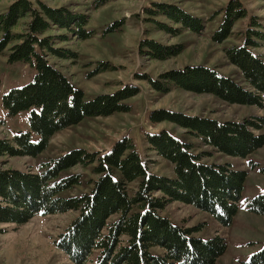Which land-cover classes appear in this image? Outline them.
Returning <instances> with one entry per match:
<instances>
[{
	"label": "trees",
	"instance_id": "obj_1",
	"mask_svg": "<svg viewBox=\"0 0 264 264\" xmlns=\"http://www.w3.org/2000/svg\"><path fill=\"white\" fill-rule=\"evenodd\" d=\"M105 1L97 0L94 7ZM152 6L145 10L147 14L161 15L178 26L157 23L169 34L176 35L181 30L200 34L205 28L200 18L177 5L155 2ZM246 16L239 0H229L212 39L221 43L231 34L235 22ZM89 19L88 13L31 0H12L0 13V53L7 50L9 63L28 64L34 70L30 82L1 96V106L8 116L27 113L28 129L16 133L11 140L1 138L0 156L36 157L58 131L87 117L129 110L124 101L139 92L136 87H122L111 94L85 99L82 90L50 62L53 58H77V52L55 44L70 38H90L93 31L86 28ZM121 22H114L105 32L115 30ZM262 30L261 23L251 16L241 45L223 50L245 86L202 65L172 69L161 73L157 80L145 75L142 78L163 94L170 83L229 104L264 109V60L252 50L264 43ZM139 50L145 57L164 60L178 55L182 46L144 39ZM148 119L151 123H175L197 137L201 145L241 159L264 145V134L259 133L264 127L262 116L219 122L159 108L152 110ZM32 136L38 141L33 142ZM146 142L170 163L173 176L151 173L128 137L117 140L104 152L68 150L42 163L40 172L0 168V223L18 226L37 214L75 212L55 241L73 264H213L226 251L225 238L215 233L202 240L195 234L201 226L173 224L162 211L178 201L229 227L242 200L247 173L229 164L204 162V153L192 152L190 143L166 130L147 133ZM90 164H94L97 176L90 190L78 196H62L81 182L79 174L67 173L68 170ZM245 208L264 214V195L245 201ZM155 247L161 254L153 253ZM245 264H264V245Z\"/></svg>",
	"mask_w": 264,
	"mask_h": 264
},
{
	"label": "rangeland",
	"instance_id": "obj_2",
	"mask_svg": "<svg viewBox=\"0 0 264 264\" xmlns=\"http://www.w3.org/2000/svg\"><path fill=\"white\" fill-rule=\"evenodd\" d=\"M11 1L0 0V13ZM31 1L89 14L86 28L93 31L90 38H70L55 44L77 52V58L50 60L75 87L82 90L85 99L111 94L122 87H136L139 92L124 101L129 106L127 112L84 118L78 124L53 134L46 150L36 157L0 156V168L40 172L42 163L68 150L82 148L88 152H104L117 140L128 137L151 173L173 176L170 163L150 149L146 142L147 133L166 130L177 139L190 143L192 152L204 153V162L229 164L235 170L245 171L247 176L242 200L229 227L218 224L208 213L178 201L171 202L162 214L176 225L201 226L195 234L202 240L209 239L215 233L223 236L227 242L226 251L213 264L247 263L250 256L264 245V214H255L245 208V201L264 195V145L245 159L220 154L211 147L201 145L197 137L177 124L169 121L151 123L148 115L152 110L162 108L223 122L241 121L250 116L264 117V109L229 104L210 94L185 91L170 83L168 92L163 94L153 89L142 75L157 80L163 72L188 65H202L245 86L240 72L228 63L223 50L241 45L251 16L261 23L264 32V0H239L247 16L235 22L231 34L221 43L215 42L212 34L221 22L223 9L229 0H106L97 8L94 7L97 0ZM155 2L177 5L200 18L205 24L203 32L196 34L181 30L174 35L160 30L157 23L173 24L161 15L151 16L145 12L153 8ZM121 20L115 30L105 32L111 24ZM173 27L178 28L177 25ZM144 39H153L163 45H181L182 50L178 55L164 60L145 57L139 50V43ZM252 50L264 60V43ZM33 75L34 70L28 64L9 63L7 50L0 53V139L11 140L16 133L27 132V113L8 116L1 106V96L11 88L26 85ZM259 133L264 134V127ZM32 141L37 142L38 137L32 136ZM93 167L94 164L78 165L68 170L67 173L79 174L81 182L62 196H78L88 192L91 181L97 177ZM74 215L72 211L37 214L18 226L0 223V264H73L57 248L55 241ZM152 251L161 254L157 247Z\"/></svg>",
	"mask_w": 264,
	"mask_h": 264
}]
</instances>
